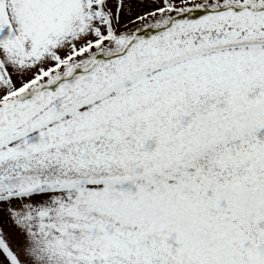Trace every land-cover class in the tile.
<instances>
[{
    "label": "snow or ice",
    "instance_id": "obj_1",
    "mask_svg": "<svg viewBox=\"0 0 264 264\" xmlns=\"http://www.w3.org/2000/svg\"><path fill=\"white\" fill-rule=\"evenodd\" d=\"M0 264H264V0H0Z\"/></svg>",
    "mask_w": 264,
    "mask_h": 264
}]
</instances>
